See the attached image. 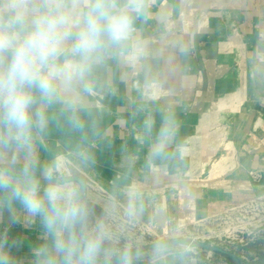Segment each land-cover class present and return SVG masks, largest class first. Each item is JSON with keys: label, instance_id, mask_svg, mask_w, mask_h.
Here are the masks:
<instances>
[{"label": "clouds", "instance_id": "obj_1", "mask_svg": "<svg viewBox=\"0 0 264 264\" xmlns=\"http://www.w3.org/2000/svg\"><path fill=\"white\" fill-rule=\"evenodd\" d=\"M151 16L146 0H0V264H19L15 225L39 226L30 264H188L196 243L178 228L148 248L129 236L154 201L142 183H121L134 155L125 156L126 171L99 214L87 177L93 149L106 139L97 100L114 94L117 79L126 83V69L144 60L138 22ZM158 98L142 91L134 112L145 114L144 183L188 151L175 112L150 107ZM53 124L68 137L55 149L48 143Z\"/></svg>", "mask_w": 264, "mask_h": 264}, {"label": "crops", "instance_id": "obj_2", "mask_svg": "<svg viewBox=\"0 0 264 264\" xmlns=\"http://www.w3.org/2000/svg\"><path fill=\"white\" fill-rule=\"evenodd\" d=\"M146 2L152 16L138 26L147 54L136 71L126 69V83L117 79L116 92L97 100L106 139L97 141L87 177L99 214L113 180L126 171L125 156L134 155L135 167L121 183H142L154 196L138 224L169 233L264 198V0ZM144 90L158 94L150 107L175 112L178 140L188 149L182 162L150 173L147 183V147L140 143L145 114L134 115ZM67 140L53 124L50 148ZM39 231L38 225L11 227L22 241L14 250L19 264H30ZM213 261L188 256V264ZM246 264H264V255Z\"/></svg>", "mask_w": 264, "mask_h": 264}, {"label": "rangeland", "instance_id": "obj_3", "mask_svg": "<svg viewBox=\"0 0 264 264\" xmlns=\"http://www.w3.org/2000/svg\"><path fill=\"white\" fill-rule=\"evenodd\" d=\"M167 234L147 231L140 223L129 227L130 238L144 248ZM180 236L195 241L191 254L222 260L220 264L227 258L246 264L248 256L255 258L264 253V198L182 229Z\"/></svg>", "mask_w": 264, "mask_h": 264}, {"label": "trees", "instance_id": "obj_4", "mask_svg": "<svg viewBox=\"0 0 264 264\" xmlns=\"http://www.w3.org/2000/svg\"><path fill=\"white\" fill-rule=\"evenodd\" d=\"M264 253H260L257 257L259 256H263ZM248 261L252 260L254 257L248 256ZM218 260H214L213 262H215L214 264H217ZM224 261V260H223ZM220 262H222V260H220ZM244 262L240 259H229L227 258V260L225 261V263L223 262V264H243ZM222 264V263H221Z\"/></svg>", "mask_w": 264, "mask_h": 264}, {"label": "built area", "instance_id": "obj_5", "mask_svg": "<svg viewBox=\"0 0 264 264\" xmlns=\"http://www.w3.org/2000/svg\"><path fill=\"white\" fill-rule=\"evenodd\" d=\"M195 254V252H193ZM208 259H210L209 257H207Z\"/></svg>", "mask_w": 264, "mask_h": 264}]
</instances>
